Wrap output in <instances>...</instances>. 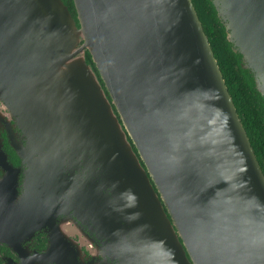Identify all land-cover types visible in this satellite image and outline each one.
<instances>
[{"label": "water", "instance_id": "95a60500", "mask_svg": "<svg viewBox=\"0 0 264 264\" xmlns=\"http://www.w3.org/2000/svg\"><path fill=\"white\" fill-rule=\"evenodd\" d=\"M210 1L264 99V0ZM71 2L0 0V99L28 168L5 263L75 264L54 222L73 210L123 264H264V175L192 1Z\"/></svg>", "mask_w": 264, "mask_h": 264}, {"label": "flooded vegetation", "instance_id": "af4514ba", "mask_svg": "<svg viewBox=\"0 0 264 264\" xmlns=\"http://www.w3.org/2000/svg\"><path fill=\"white\" fill-rule=\"evenodd\" d=\"M17 116L9 108V103L0 99V229L7 219V209L14 211L19 207L18 199L25 191V176L28 170L22 162L17 148L26 146V139L17 124ZM77 173V171H75ZM16 192V193H15ZM107 193V192H104ZM16 194V201L14 199ZM110 194V193H108ZM6 217V218H5ZM55 224L61 238V247L70 254L75 264H123L114 256L108 240L102 237L93 221L89 218H78L73 210H66L56 216ZM48 228L36 231L32 237L22 241L21 246L33 253L44 252L49 240ZM10 258L19 261L16 254L0 242V261Z\"/></svg>", "mask_w": 264, "mask_h": 264}, {"label": "trees", "instance_id": "16d2710c", "mask_svg": "<svg viewBox=\"0 0 264 264\" xmlns=\"http://www.w3.org/2000/svg\"><path fill=\"white\" fill-rule=\"evenodd\" d=\"M191 1L264 175V99L255 88L252 74L242 68L241 55L234 52L233 46L227 41L225 29L211 1ZM62 2L75 16L71 0ZM86 60L91 63L89 53H86Z\"/></svg>", "mask_w": 264, "mask_h": 264}]
</instances>
